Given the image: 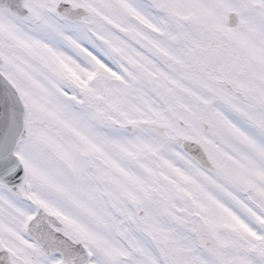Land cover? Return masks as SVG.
I'll return each instance as SVG.
<instances>
[{"label": "snow or ice", "instance_id": "6c2138e0", "mask_svg": "<svg viewBox=\"0 0 264 264\" xmlns=\"http://www.w3.org/2000/svg\"><path fill=\"white\" fill-rule=\"evenodd\" d=\"M0 264H264V0H0Z\"/></svg>", "mask_w": 264, "mask_h": 264}]
</instances>
